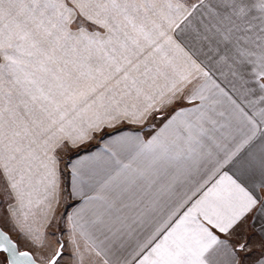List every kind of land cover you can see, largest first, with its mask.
Segmentation results:
<instances>
[{
	"label": "snow or ice",
	"instance_id": "obj_1",
	"mask_svg": "<svg viewBox=\"0 0 264 264\" xmlns=\"http://www.w3.org/2000/svg\"><path fill=\"white\" fill-rule=\"evenodd\" d=\"M0 221L51 249L0 226V264L65 230L76 264H264V0H0Z\"/></svg>",
	"mask_w": 264,
	"mask_h": 264
},
{
	"label": "crops",
	"instance_id": "obj_2",
	"mask_svg": "<svg viewBox=\"0 0 264 264\" xmlns=\"http://www.w3.org/2000/svg\"><path fill=\"white\" fill-rule=\"evenodd\" d=\"M223 86V85H222ZM96 141H93L92 144L90 145H86L84 146L83 149H79L78 151H87L89 149H91L93 147V145H95ZM67 159V157H66ZM63 167V165H62ZM66 178V177H65ZM74 203V201H72L71 199H68V200H65L60 208H59V211H58V216L60 214H62L63 212H65V210L67 209L68 211H71L72 209L68 207L69 204H72ZM2 222V221H1ZM3 228L5 229V231H8L9 234L11 235V237L18 243V245H22L24 246L23 247V250H26V251H29L31 252L32 254H34V256L37 257V254L38 256L42 257V256H47L48 255V252L51 251V249H48L47 251L44 250V249H41V248H38V247H34L33 245H31L28 240L24 239L21 237V235L18 233V232H15L13 230H11V228L9 227L8 223L5 221V224L3 223ZM259 224L258 223H253L249 226H246L247 228V231L249 232V234L253 235L254 237H257V240H258V233H259ZM53 231H57V229L55 228H49L48 229V232H53ZM49 240L55 244V240L51 237H49ZM63 242L65 243L66 247L67 246H70V251H68L69 253H67L68 255H71L72 256V247H71V244L69 242V237H68V233H67V230L64 231L63 233ZM19 246V247H20ZM253 251L257 253V256L259 255V244L258 242H255L254 241V246H253ZM66 254V255H67ZM257 256H253V260H255L257 258ZM96 258V257H95ZM93 257L91 259H88V262L89 264H99V261H98V258H96L97 260L94 261ZM97 261V262H96ZM86 262V261H85ZM76 264V263H75Z\"/></svg>",
	"mask_w": 264,
	"mask_h": 264
},
{
	"label": "rangeland",
	"instance_id": "obj_3",
	"mask_svg": "<svg viewBox=\"0 0 264 264\" xmlns=\"http://www.w3.org/2000/svg\"><path fill=\"white\" fill-rule=\"evenodd\" d=\"M3 223L5 224V221H2V222L0 221V224H1L2 227H4V226H3ZM19 246H20V245H19ZM23 247H24V246H22V245L20 246V249H21L22 251H24V250H23ZM68 251H70V246H67V247L65 248V253H66V254L69 253ZM66 254H65L64 259H63L62 261H60V264H75L76 262L72 259V256H71V255H68V254L66 255ZM33 255H34V254H33ZM35 258H36L38 261H40V259H41V257L38 256V254H37V257L35 256ZM93 259H94V261L97 260L95 257H93ZM93 259H92V260H93ZM85 261H86V262H84V264H89L88 259H86ZM96 262H97V261H96Z\"/></svg>",
	"mask_w": 264,
	"mask_h": 264
},
{
	"label": "water",
	"instance_id": "obj_4",
	"mask_svg": "<svg viewBox=\"0 0 264 264\" xmlns=\"http://www.w3.org/2000/svg\"><path fill=\"white\" fill-rule=\"evenodd\" d=\"M0 226H1V224H0ZM11 236V235H10ZM12 238V237H11ZM13 239V238H12ZM14 240V239H13ZM15 241V240H14ZM19 249H20V247H19ZM21 250V249H20ZM22 251V250H21ZM24 251H26V250H24ZM35 257V256H34Z\"/></svg>",
	"mask_w": 264,
	"mask_h": 264
},
{
	"label": "trees",
	"instance_id": "obj_5",
	"mask_svg": "<svg viewBox=\"0 0 264 264\" xmlns=\"http://www.w3.org/2000/svg\"><path fill=\"white\" fill-rule=\"evenodd\" d=\"M65 180H67V176H66Z\"/></svg>",
	"mask_w": 264,
	"mask_h": 264
}]
</instances>
